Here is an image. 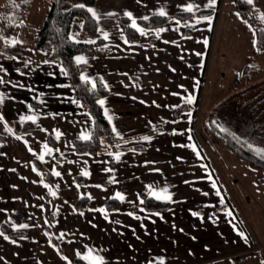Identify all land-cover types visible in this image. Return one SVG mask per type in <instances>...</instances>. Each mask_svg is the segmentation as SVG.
<instances>
[{
  "label": "crops",
  "instance_id": "obj_1",
  "mask_svg": "<svg viewBox=\"0 0 264 264\" xmlns=\"http://www.w3.org/2000/svg\"><path fill=\"white\" fill-rule=\"evenodd\" d=\"M234 2L216 0L209 7V0H95L87 6L96 20L124 17L131 26L135 21V42L128 41L118 23L99 25L93 36H86L82 19H73L71 40L92 45L73 57L76 64L77 57L86 61L79 63L85 66L79 77L84 75L87 79L81 80L91 85L97 80L107 85L100 106L120 140L119 149L96 154L74 150L73 140L90 135L92 118L73 98L63 67L48 60L49 51L33 47L31 38L49 3L30 2L19 21L27 28L20 31L28 42L24 53L0 52V78L5 81L0 84V125L7 126L6 134H0V232L9 238L0 236V264H72L90 250L104 264H156L161 258L164 264H264V170L251 168L232 149L216 143L206 128L210 108L242 86L244 68L257 70L252 78H264V49L254 56V30ZM189 4L190 13L218 8L216 21L210 14L154 28L138 23L161 11L164 17L187 12ZM250 5L264 23V0ZM204 17H211V23ZM159 29L165 31L157 35ZM183 104L195 105V110L174 117V109ZM192 119L197 143L216 178L192 136ZM15 121L30 122L34 130L15 134ZM145 136L151 139L145 141ZM85 171L88 176L82 175ZM163 189L171 200H159L168 202V209L146 211L141 194L156 199L151 192ZM80 198H86V206L77 210L74 203ZM111 199L118 208L106 207ZM1 225L22 234L11 237ZM52 238L63 243L61 253Z\"/></svg>",
  "mask_w": 264,
  "mask_h": 264
},
{
  "label": "trees",
  "instance_id": "obj_2",
  "mask_svg": "<svg viewBox=\"0 0 264 264\" xmlns=\"http://www.w3.org/2000/svg\"><path fill=\"white\" fill-rule=\"evenodd\" d=\"M32 0H6L0 6V34L2 37L11 35L19 21L26 13V9ZM49 3V9L38 30L32 36L33 47L37 50L49 51V61L58 62L67 72L66 78L72 90L73 98L76 99L82 108L91 116L92 127L88 140H73L74 150L77 153L96 154L100 151L113 152L119 149L120 140L115 137L110 129V126L105 119L101 106L97 103L102 96L107 93L106 88L101 81L97 80L95 88L88 82L82 81L79 77L84 65L76 64L73 61L74 55L85 51L91 44L82 42H74L69 37L71 23L75 17L82 19V34L93 36L99 25H109L118 23L122 27L126 38L130 42L138 40L136 30L130 25L127 18L121 17L116 19H94L87 6L93 5L95 0H45ZM82 4L83 8L76 7ZM235 9L240 17L247 21L255 33V50L254 56H259L260 51L264 49V23L257 19L252 11L251 5L245 0H235ZM213 15L216 21L218 8L215 10H200L196 13L178 12L170 17L152 16L145 20H138V23L147 28H154L166 25L170 20L176 19L185 24L194 15ZM214 28V27H213ZM22 31H27V28L21 26ZM214 31V29H212ZM188 30L184 29V33ZM101 41V40H99ZM211 42V38H210ZM24 48L18 44L11 46H3L0 44V52L8 56H20L24 53ZM206 67V66H205ZM257 74V70L253 67H246L243 71V79L246 86L242 89H234L226 97L216 102L206 115V128L212 135L216 143L226 145L228 148L236 152L243 160H245L251 168L264 170V78L253 79ZM203 82V76L200 79L199 92ZM239 82L236 81V85ZM231 103L230 109H225L227 114L223 112L224 106ZM234 102V103H232ZM229 103V104H230ZM194 109L188 105H181L174 109L173 116L177 117L180 111ZM193 110V113L195 111ZM223 112V113H222ZM223 114V115H222ZM229 121L231 127L221 129L222 125ZM195 120L191 122V133L197 143L194 132ZM13 131L15 134L31 132L34 126L30 122H13ZM242 138V139H241ZM201 151V147L199 146ZM202 152V151H201ZM208 166V160L202 152ZM37 165V164H36ZM38 166V165H37ZM212 174L216 175L210 167ZM77 181L83 179L77 177ZM222 188L221 184L218 182ZM226 205L232 210L234 215L240 221L239 216L234 206L229 202L225 192ZM142 195L144 201L143 207L146 211H165L168 209V202L156 200L154 198ZM106 207L110 210L119 207L118 201L111 199L106 201ZM86 206V198H80L74 203L77 210H82ZM241 222V221H240ZM4 232H8L4 225H1ZM21 232H8L11 237L21 235ZM248 238L249 234L247 233ZM53 244L61 253L64 247L63 243H58L52 238ZM240 258L238 261H242ZM72 264H88L83 259L75 257L71 260ZM158 264V263H156Z\"/></svg>",
  "mask_w": 264,
  "mask_h": 264
},
{
  "label": "snow or ice",
  "instance_id": "obj_3",
  "mask_svg": "<svg viewBox=\"0 0 264 264\" xmlns=\"http://www.w3.org/2000/svg\"><path fill=\"white\" fill-rule=\"evenodd\" d=\"M247 3H248V4H252V3H253V0H247ZM215 4H216V0H209V5H208V6H209V7H214ZM76 7L83 8L84 5L80 4V5H76ZM184 10L187 11V12H192V10H193V6H192L191 4H189V5H187V6L185 7ZM88 11H89V12H92L93 15H95V12H94L92 9H88ZM125 15H128L129 17H131V13H125ZM159 15H160V16H164L165 13H164L163 11H161V12L159 13ZM144 19H148V17H144ZM203 19H205V20H207L209 23H211V17H204ZM261 19L264 20V16H262ZM200 22H201V21H200L199 19L196 21V23H200ZM177 23H179V21H177ZM132 27H134V28L136 27L135 21H133ZM137 30L141 32V35H144V31H143L142 29H137ZM163 31H165V29H159L158 32H157V35L159 34V32H163ZM104 38L107 39V33L104 34ZM187 38H188V39H191V37H187ZM70 39H71V37H70ZM87 42H88V43H93L94 41H87ZM12 43H13V44H15V43H19V41H12ZM125 43H127V41H125ZM166 43H167V41H166ZM203 43H204L205 45H207L208 41L205 40V41H203ZM197 55H200V54L197 53ZM13 59H15V57H13ZM76 62L79 64V63L86 62V61H84V58H83V57H77V58H76ZM0 71H3V69L0 68ZM61 71L64 72L65 75H67V72H65L64 69H61ZM81 79H82V80H86L87 78H86L84 75H81ZM89 82H90V81H89ZM3 83H5V81H4L2 78H0V84H3ZM92 87H93V89L95 88V84H94V83L92 84ZM105 87H107L106 84H105ZM174 95H175V94H174ZM192 100H193V97H191V96H189V97L187 98V102H188V103H191ZM2 102H3V96H0V103H2ZM73 103H78V102H77V101H73ZM97 103L103 107V105L105 104V101L101 99V100H97ZM177 107H178V106H177ZM105 114L107 115V110H105ZM189 115H190V114H189ZM3 119H4V118H3L2 116H0V120H3ZM25 119L32 120L33 122H35V118H34V117H21V120H25ZM109 120H111V117H109ZM174 122H175V121H174ZM8 131H11V129H8ZM113 131L115 132L116 129L113 128ZM60 135H61V133L57 131V133H56L57 138H59ZM80 138H81L82 140H88L90 137L87 136V135H82ZM17 139H21V138H20V137H17ZM143 139H144L145 141H148V140L151 139V137H147V136H145V137H143ZM44 147H45V149H46L49 153L52 151L51 149H48V146H47L46 144L44 145ZM193 150L195 151V146H193ZM39 158H40L41 160H43V156H40ZM116 158L119 159V156H117ZM54 174H55L56 176H60V173H59V172H55ZM82 175H84V176H88L89 173L85 171V172L82 173ZM97 187H99V185H97ZM217 194L219 195V193H217ZM53 195H55V193H53ZM151 195L155 196V198L158 199V200H159V199L171 200V196L167 194V189H163L161 193L151 192ZM89 198H91V197H89ZM116 198L120 199L121 201L124 200V196H123L122 194H120V193H116ZM140 203H144V201L141 200ZM99 211L103 212L104 209H99ZM141 211H144V209H141ZM81 215H83V213H81ZM129 215H131V213H129ZM156 215H159V214L156 213ZM193 215H197V214H196V213H193ZM20 227H21V228H24V227H27V225H20ZM181 231H182V230H181ZM0 236H4V234H3L2 232H0ZM62 236H63V234H62ZM61 238H62V237H61ZM4 239L7 240V239H9V238H8L7 236H4ZM193 239H195V238H193ZM13 243H15V241H13ZM80 255H81V254H80L79 252H77V256H80ZM81 258H82V259H86V260H88V261H89V264H104L103 258L100 257V256H93V255L91 254V250L89 251V254H88L87 256H83V257H81ZM0 259H2V257H0ZM63 259H67V257H63ZM158 264H164V260H163L162 258L159 259Z\"/></svg>",
  "mask_w": 264,
  "mask_h": 264
},
{
  "label": "rangeland",
  "instance_id": "obj_4",
  "mask_svg": "<svg viewBox=\"0 0 264 264\" xmlns=\"http://www.w3.org/2000/svg\"><path fill=\"white\" fill-rule=\"evenodd\" d=\"M1 1V0H0ZM2 6V5H1ZM32 23H33V21H31ZM20 31H21V26H19V24L15 27V29H14V31H13V33L11 34V35H9V36H7V37H2L1 36V34H0V44L1 45H3V46H11V45H14L13 43H12V41H19V43H15V44H18L19 46H21V47H26L27 46V44H28V42H27V38L26 37H24V36H21L20 35ZM30 33V32H29ZM254 79V78H253ZM258 79V78H257ZM246 86V84L243 82L242 83V86L239 88V89H242V88H244ZM237 89V88H236ZM235 89V90H236ZM231 92H234V89L231 91ZM230 92V93H231ZM230 103V102H229ZM226 104V106H224V111L223 112H225L226 114H227V112H226V110L225 109H230V105H231V103L230 104ZM232 103H234V102H232ZM222 112V113H223ZM223 115V114H222ZM231 127L230 125H229V121H228V119H227V122H225V124H221V123H219V127L221 128V129H223V128H227V127ZM5 128H6V130H7V126H5ZM5 128H4V125L2 126V125H0V134L1 135H4V134H6V130H5ZM242 139V138H241ZM45 169V172H47V170H46V168H44ZM78 258H80V257H78ZM82 259V258H81ZM86 262V261H85ZM89 264V263H88Z\"/></svg>",
  "mask_w": 264,
  "mask_h": 264
}]
</instances>
